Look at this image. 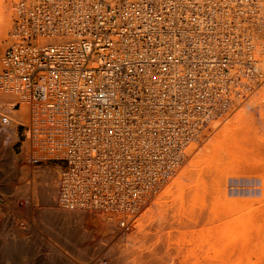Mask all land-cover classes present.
<instances>
[{
  "label": "bare ground",
  "instance_id": "bare-ground-1",
  "mask_svg": "<svg viewBox=\"0 0 264 264\" xmlns=\"http://www.w3.org/2000/svg\"><path fill=\"white\" fill-rule=\"evenodd\" d=\"M92 1L75 0L74 3L83 4V10L90 13L87 17L90 27L100 29L106 25L107 28V19L97 15L99 8L105 10L103 4L106 5L107 0H97L98 6ZM120 1L127 3L129 0ZM140 1L161 6L162 10V5L165 7L162 17L166 23L165 30L176 32L172 42L174 56L165 67L152 60L151 35L159 32L156 27L158 20L153 22L154 19H150L151 24H148L151 34L145 42L142 40L145 31L131 30L123 32L120 39H111L107 44L111 47L106 51V44L100 40L95 45H87L90 51V85L87 81L81 84L90 95V127L74 128L67 121V108L54 113L52 105L34 99L31 88L35 87L34 84L28 82V87H24L15 75L8 77L11 83L16 84L15 88L5 86L0 89V205L5 201L15 213L13 218H3L5 214H0V260L18 262L32 251L23 229L27 230L26 220L37 219L43 221L44 229L49 228L55 239V245L52 240L53 253L56 252L52 257L53 264H76L74 256H84L89 250L90 264H129L126 262L128 249L122 250L118 246L120 237L125 236V241L130 244L141 245V241L149 236L140 230L142 237H138L140 226H146L157 216L160 221L167 219L163 210L168 207L167 199L170 197L173 196L174 204L184 201L185 184L180 178L160 193L157 202L159 212L143 215L155 198L156 190L189 153L194 152L205 131L227 117L264 83V0ZM14 5L16 14L21 0H15ZM67 12L69 16L74 15L69 10ZM131 12L130 16L134 18ZM12 30L11 27L9 44L0 55V62L12 44ZM75 39L78 38L73 34L63 36L58 32L48 37L43 46L47 50L48 45L72 43ZM3 47L0 42V52ZM160 56L164 57V54ZM94 60L98 63H92ZM81 73L80 64L64 66L55 58L49 62L42 87L50 88L48 93L54 96L65 79L74 83L79 76L81 79ZM155 78L158 79L157 85H154ZM236 80L247 86L239 91ZM16 99L21 100V108H14L12 100ZM48 114L55 118H49ZM83 123L86 124V120ZM24 124L33 127V139L22 145V151H27L29 156L27 159L30 158L34 164L37 149L50 147L53 149L49 156L75 160L72 172H67L62 160L64 166H59L57 175L39 168L36 174L40 179H36L33 171L31 176L11 145L5 143L4 146V141L2 144V130L14 129L12 131L18 136V128ZM231 129L229 126L224 128L227 138L222 143H228L226 141L232 138ZM201 130H204L202 134ZM251 135L245 134L250 137V140L249 137L246 139L250 145L254 139ZM48 141H56L58 145H50ZM230 141L232 143L233 140ZM222 145L225 147L226 144ZM230 145L225 150L231 158L238 152L243 153L242 150L246 152L247 144L242 148L241 145ZM212 146L214 154L207 160L210 169L204 168V171L213 177L215 172L221 175L219 184L222 185L226 178L216 161L223 158V150ZM200 164L196 161L192 166L197 168ZM185 173L186 177L194 176L195 171L188 169ZM199 176L201 180V175L195 178ZM194 185L190 188L194 187L196 191L193 188L192 193L189 191L185 197L199 200L203 192L199 185ZM90 213H100L103 217L106 214L101 229L108 227L112 232L103 236L92 232L84 225ZM193 214L194 211L186 209L170 215L165 221L183 224L192 220ZM29 227L30 230L34 227V231L40 234L36 229L38 225ZM164 246L162 241L150 252H160ZM62 247L71 255H60ZM147 257L146 264L153 263L150 254ZM199 264L213 263L205 261Z\"/></svg>",
  "mask_w": 264,
  "mask_h": 264
},
{
  "label": "rangeland",
  "instance_id": "rangeland-1",
  "mask_svg": "<svg viewBox=\"0 0 264 264\" xmlns=\"http://www.w3.org/2000/svg\"><path fill=\"white\" fill-rule=\"evenodd\" d=\"M14 4L15 0H0V42L4 45L0 55L3 54L7 44H9L10 30L15 14ZM7 22H9L8 25ZM249 98L242 101L227 117L216 122L209 130L205 131L201 141L195 146L194 152L191 151L169 179L162 182L156 190L155 198L150 207L143 212L144 214L142 213L144 216L158 213L160 206L158 208L157 202L158 197L160 198V193L177 179L182 178L185 184L184 193L187 195L193 191L194 187L190 188V186L197 184L199 188L201 187V192H203L201 198L199 200H190L191 197L188 198L182 194L184 201H178L174 204L171 200L172 196L167 199L168 207L163 212L168 219L170 215L182 213L187 209L194 211V214L191 216L192 220L180 224L181 222L165 221L167 219L160 221L159 216L157 218L154 217L152 221H148L149 224L146 223V226L141 225L138 230V237L141 236L140 230L144 231V233L146 232L147 236H149L141 241V245H134V243L132 245L125 241V236L120 237L119 241L121 240L122 244L119 242L118 246L122 250L128 249V252H126V262L129 264H146L147 255L150 254V259L153 261L151 264H199L205 261L213 264H264V83ZM243 117L246 119H243ZM228 126L232 128V135L230 136L233 141L231 143V139H229V141H226L228 143H222V140L227 138L224 128ZM243 127L245 130L243 129L244 131H241L242 134L240 133L241 135H239ZM5 130H2L4 131L2 144L4 141V146L11 145L12 151L24 166V169L29 170L28 173L30 175L31 171H33L36 179H40L36 174V169L39 170V168L48 170L54 176L58 174L59 166L63 165L62 160L55 159L41 163L35 162L33 164L30 158L27 159L29 157L27 156V151H22V141L25 139V127L23 125L18 128V136H15L16 132L12 131L14 129L9 128ZM245 134L249 136L252 134L251 138H254V142L251 139L252 145L249 142L247 143L246 139L249 136L247 137ZM243 135L246 138L242 137ZM238 141H241L240 144ZM221 143L226 144V148L230 144L234 147H240L239 145H241V148L242 145L245 146L247 144L245 147L246 152L244 153L245 150H242L243 153L238 152L231 158ZM211 144L216 147L219 146L218 148L222 147L220 149L223 150V158L216 161V164L221 167L220 170L223 168L222 172L226 178V183L222 185L219 184V180L222 179L220 178L221 175H216L217 172H215L213 177V175H206L204 171V168L205 170L210 169V164L208 163L209 157L214 154ZM250 147L254 148L251 153ZM196 161H199L201 164L199 167L193 168L192 165ZM64 164L65 168H67L68 163L65 161ZM188 169L195 171L194 176L187 175L188 177H186L185 171ZM196 175L206 176H202L201 180L200 176L199 178L196 177L198 181L195 178ZM217 187L221 190H217ZM16 191L18 190L16 189ZM194 191H196V188H194ZM176 194L178 195L179 192ZM2 203L4 205H0V214H5L3 218L7 216L13 218L15 214L14 209L6 205L5 201H2ZM113 213L117 214V212ZM105 216L103 217L100 213H90L84 221V225L86 224L98 236L108 234L112 232L108 227L101 229L104 226L102 225L104 223L102 219ZM21 218L24 217H20L19 219ZM35 220H26L28 231L23 229L27 237L26 240H28V245L32 247V249L30 247L29 249L32 251L26 253L25 258L18 262L3 259L0 260V264H53L52 257H54L53 255L56 252L53 253L52 246L55 245V239L52 237L49 228L44 229V225H42L44 224L43 221ZM152 223H154V226L151 225ZM32 224L36 227L38 225L39 228L36 229L42 236L34 231V227L33 230H30L29 226ZM42 228L44 230H41ZM49 233L51 234L49 235ZM40 240H42V243ZM52 240L54 245L52 244ZM162 241L165 243L164 248L160 252L151 253ZM33 247L36 252L33 250ZM43 248L44 250H42ZM31 252L34 256L29 254ZM60 255L69 256L71 253L62 247ZM28 256L29 259L27 260ZM89 257L90 250L84 256H74V260L76 264H90ZM84 258L85 261L83 260Z\"/></svg>",
  "mask_w": 264,
  "mask_h": 264
},
{
  "label": "built area",
  "instance_id": "built-area-1",
  "mask_svg": "<svg viewBox=\"0 0 264 264\" xmlns=\"http://www.w3.org/2000/svg\"><path fill=\"white\" fill-rule=\"evenodd\" d=\"M74 1L21 0L20 8L17 6L13 20L12 44L7 50V55L0 62V89H4L5 86L16 87V84L11 83L8 78L13 75L18 78V81L24 87H28V82H31L35 86L34 88L31 86L35 96L34 99L52 105L55 108L54 113H58L57 110L67 108L65 114L67 115V121L70 122L69 124L74 128H81L83 125L90 127V95L81 84L87 81L90 85V51H88L87 45H95L100 40L106 44V48H104V51H106L111 47L107 45L111 39H120L123 32L131 30L138 33L145 31L146 35L142 38L145 42V39H148L151 34L150 25H148L151 24L150 19H154L153 22L158 20L156 27L159 32L156 31L153 36L151 35L152 49H154L151 57L158 65L165 67L168 60L174 56L172 42L176 32L165 30L166 23L162 19L165 15L163 5L162 10L161 6L147 5V2L143 3L140 0H129L127 3L120 0H107L106 5L103 4L105 10L99 8L97 13L98 16L107 19V28H105V25L100 29H93L87 21L90 13L83 10V4H76ZM96 1L93 0L92 2L95 6H98ZM158 4L161 5V1ZM68 10L74 15L69 16ZM130 12L134 18H131ZM136 16L140 18L135 19ZM58 32H61L63 36L73 34L78 39H75L72 43H54L48 45L47 50H45L46 47L43 46V42ZM161 54H164V57H161ZM55 58L57 63L62 62L64 66L80 64L82 73L81 79L79 76V79L74 83H70L68 79H65L61 89L56 91L54 96H51L48 93L51 89L42 87V83L46 81L49 62ZM92 63L96 64L98 62L94 60ZM6 79L8 80L7 83ZM157 83L158 79L155 78L154 85H157ZM245 86L247 85L239 84L236 80V87L239 91ZM12 101L15 109L21 108V100ZM48 117L55 118L50 114H48ZM84 120H86V124L83 123ZM193 124L196 125V122ZM23 126L25 127V139L22 141V145L23 142L33 139V127L28 124ZM71 142L74 143L75 140ZM48 144L58 145L56 141H48ZM52 149L50 147H47V149L39 147L37 156L34 158L35 162L63 160L68 163V167L65 168L67 172H72L76 165L75 160L64 156H49Z\"/></svg>",
  "mask_w": 264,
  "mask_h": 264
}]
</instances>
